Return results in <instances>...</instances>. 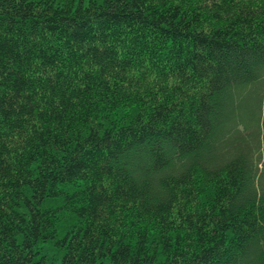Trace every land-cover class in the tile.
I'll return each mask as SVG.
<instances>
[{"label": "trees", "instance_id": "trees-1", "mask_svg": "<svg viewBox=\"0 0 264 264\" xmlns=\"http://www.w3.org/2000/svg\"><path fill=\"white\" fill-rule=\"evenodd\" d=\"M261 143L264 0H0V264H264Z\"/></svg>", "mask_w": 264, "mask_h": 264}, {"label": "rangeland", "instance_id": "rangeland-1", "mask_svg": "<svg viewBox=\"0 0 264 264\" xmlns=\"http://www.w3.org/2000/svg\"><path fill=\"white\" fill-rule=\"evenodd\" d=\"M259 156H260V157H259ZM258 157H259V159H258L257 162H256V166H259V173H260V172L263 171V169H264V165H263L264 155H263V152H262V151L259 152ZM46 248H47V247H46ZM47 249H48V248H47Z\"/></svg>", "mask_w": 264, "mask_h": 264}]
</instances>
